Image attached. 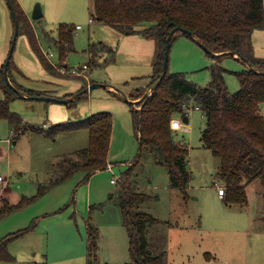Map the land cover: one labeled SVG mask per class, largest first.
Returning <instances> with one entry per match:
<instances>
[{
  "label": "rangeland",
  "instance_id": "1",
  "mask_svg": "<svg viewBox=\"0 0 264 264\" xmlns=\"http://www.w3.org/2000/svg\"><path fill=\"white\" fill-rule=\"evenodd\" d=\"M18 1L31 21L42 52H52L50 60L54 63L58 61V50L48 42L46 34L56 37L60 23L80 24V28H74L73 49L65 62L71 69H79L85 63L89 66L85 80L69 69L61 68V74L50 73L31 49L25 32L20 30L11 57L13 66L20 69L14 74L17 79L29 88L51 89L58 95L76 94L86 80L87 85H99L67 104L16 97L10 109L35 126H41L48 117L55 120L53 124L77 120L89 112H111L113 125L108 159L113 164L108 163L112 165L111 170L107 164L93 174L90 192L84 188L86 182L76 185L67 179L1 217L0 232L4 235L33 220L36 223L28 232L33 235L28 239L33 249L27 250L26 241L21 239L18 247L23 249V255L18 253L17 259L0 260V264H87V220L98 233L97 261L93 264H126L130 260L129 238L119 206L124 183L148 193L139 203V209L156 217L147 222L146 235L152 251H163L167 264H264V180L255 177L245 183L246 203L226 201L224 195H218L216 184L224 185L215 175L219 157L199 140L205 123L200 109L192 106L186 109V127L173 132L174 140L188 147L187 166L191 176L184 189L170 185L168 168L159 162L161 157L154 147H139L129 103L138 98H132L130 92L148 80L152 70L150 60L153 61L155 55L154 40L147 38L151 50L143 48L140 57L129 45L133 36H121L115 28L96 18L93 0ZM37 4L42 16L33 19L31 15ZM12 34L9 6L6 0H0V67L8 54ZM185 37H189L190 42H183L187 39L183 34L171 42L168 68L185 72L189 79L204 85L210 78L208 66L215 59L195 39ZM97 41L115 48L114 60L103 62L109 57L103 52L97 56L98 63L90 61L88 45ZM252 45L254 55L264 57V28L252 31ZM221 64L226 68L224 75L229 90H237L239 82L235 71L246 64L236 54L223 55ZM2 96L0 89V99ZM260 111L264 115V102ZM175 115L181 119L183 113ZM11 128L7 119H0V176L6 179L0 181V189L8 186L6 196L12 203L22 195L34 194L39 184L49 181L59 155L88 144L85 128L53 137L30 128L14 137ZM7 138L10 141H6ZM112 178L116 181H111ZM67 183L72 184L67 188Z\"/></svg>",
  "mask_w": 264,
  "mask_h": 264
},
{
  "label": "trees",
  "instance_id": "2",
  "mask_svg": "<svg viewBox=\"0 0 264 264\" xmlns=\"http://www.w3.org/2000/svg\"><path fill=\"white\" fill-rule=\"evenodd\" d=\"M6 1L10 2L15 11L19 32H25L31 49L43 66L50 73L61 74L60 69L67 67L66 56L73 49L76 25L60 23L56 37L46 34L48 42L58 50V61L54 63L42 52L31 21L19 1ZM93 9L97 19L119 33H138L154 40L152 71L146 84L136 88L134 97H141L148 87L158 82L138 102L129 101L139 147H154L161 157L159 162L168 168L170 185L184 189L191 176L187 166L188 147L184 142L174 140L175 129L170 126V120L177 112L187 115L185 110L191 106L199 108L205 117L199 140L202 146L219 157L215 175L224 184L225 200L246 203L245 183L255 177L264 180V115L260 111V105L264 102V57L254 55L252 45V31L264 28L263 0H93ZM175 26L191 30L193 39L205 44L212 52L239 53L237 58L250 64V67L246 64L244 68L235 71L239 88L230 91L225 81L226 68L221 64V57L234 56L230 52L212 54L207 51L215 60L208 66L210 78L204 85L189 79L185 72L169 70L168 62L160 77L166 37ZM182 34L187 35L181 31L175 32L170 44ZM88 50L93 63L98 61L97 56L103 52L109 55L103 62L115 58V48L103 41L91 42ZM3 65L0 67V89L3 91L0 119L5 118L12 124L14 137L27 128L47 137L85 128L88 131V144L59 155L54 162L51 178L47 183L39 184L34 194L22 195L14 203L2 198L0 218L32 202L76 173L84 172L83 181H86L94 171L106 168L111 162L108 150L113 125L111 112L104 110L79 120L61 121L46 127L26 123L17 112L10 109L11 101L19 97L18 92L28 95H45L47 92L17 82L12 73L17 67L10 60L8 76L17 89L13 88L4 77ZM83 78L85 80V76ZM86 86L85 82L76 94L71 93L69 96L85 95ZM123 186L119 206L129 238L130 260L126 264H167L163 251H152L146 235L147 222L154 221L156 217L139 209V203L146 199L148 193L130 183H124ZM35 223L36 220H33L29 225L0 239V260L14 259L8 250V243L33 230ZM86 231L87 264H93L97 261L98 233L89 221Z\"/></svg>",
  "mask_w": 264,
  "mask_h": 264
},
{
  "label": "crops",
  "instance_id": "3",
  "mask_svg": "<svg viewBox=\"0 0 264 264\" xmlns=\"http://www.w3.org/2000/svg\"><path fill=\"white\" fill-rule=\"evenodd\" d=\"M121 36H133L131 39H129V45H132V47H134L135 49H133L134 51H138L139 53H137L140 57H142V49L144 48V49H147L148 48V50H151V43H149V41H147V38L146 37H144V36H142V35H140V34H138V33H136V34H121V33H119ZM184 36V38H187V39H183V42H190L189 40H191V39H189V37H185L186 35H183ZM148 39H151V38H148ZM154 48H155V45H154ZM233 55H235V54H233ZM149 59H150V55H149ZM150 62H153V61H151L150 60ZM152 65V64H151ZM17 67V66H16ZM67 68H69V69H71L68 65H67V67L65 66V67H63V69H67ZM80 69V68H79ZM15 71V73H13V75L14 74H17L18 72H20V69L17 67V69L16 70H14ZM152 71V70H151ZM14 77H15V79H16V81L17 82H19L20 84H22L18 79H17V77L14 75ZM87 79V78H86ZM86 83L88 84V82H87V80H86ZM146 84V82L144 83V84H142V85H139V86H136L135 88H133V90L130 92V96L132 97V98H135L134 97V94L136 93V88L137 87H141V86H143V85H145ZM22 85H24V84H22ZM203 85V84H202ZM25 86V85H24ZM26 87H28V86H26ZM109 88H112V86H109ZM39 90H44V91H46L47 92V94H45V95H52V96H57V97H69L70 98V100H68V101H72L74 98H76V96H69L70 95V93L69 92H64L62 95H58L56 92H53L51 89H39ZM114 93H116V92H114ZM21 98H23V99H30V98H28V97H21ZM32 99H35V98H32ZM136 99V98H135ZM36 100H42V99H36ZM67 101V102H68ZM67 102H64V103H66L67 104ZM197 109H199V108H197ZM100 111H102V110H100ZM95 112H98V111H95ZM95 112H89V113H87L84 117H86V116H88V115H91V114H93V113H95ZM184 116H187V115H182V118H181V120L183 121V117ZM83 117V118H84ZM174 117H177L176 115L174 116ZM56 118H58V117H56ZM187 118H188V116H187ZM54 119H55V117H54ZM79 119H82V118H78L77 120H79ZM47 121H44V122H42V125L41 126H48V125H50V124H52V121H55V120H51V118H47L46 119ZM188 121V120H187ZM26 122V121H25ZM26 123H28V122H26ZM185 122L183 121V125H182V128H185L186 127V124H184ZM187 123V122H186ZM29 124V123H28ZM181 128V129H182ZM82 129V128H81ZM181 129H178V130H181ZM77 130V129H76ZM33 131H35V130H33ZM35 132H38V131H35ZM38 133H40V132H38ZM177 142H182V141H177ZM16 143V141L15 140H13L12 141V144L14 145ZM80 147V146H79ZM78 147V148H79ZM76 149H77V147H76ZM112 163V162H111ZM113 164V163H112ZM99 170V169H98ZM98 170H96V171H94L90 176H89V178L86 180V181H83V177H84V175H85V173L84 172H79V173H76L74 176H72L71 178H69V181L68 182H70L71 180H73V184L75 183L76 185H78V184H80V183H84V182H86L87 184L84 186V188L87 190V192L89 191L90 192V186L92 187V184H93V179H92V176H93V174L94 173H96ZM69 184H72V183H69ZM69 184L67 183V186H65V187H69ZM217 184H220V183H217ZM8 191H9V189H8V186L6 187H1V189H0V204H1V200H2V198H6V199H8V197L6 196V193H8ZM218 193V192H217ZM218 195L219 196H223L224 195V193L223 194H220V193H218ZM87 223H88V220L87 221H85V225H87ZM24 227V226H23ZM19 228H22V227H19ZM18 228V229H19ZM31 236H33L32 234L30 235L29 233L27 234V235H25L24 237H21L20 239H13L12 241H10L9 243H8V247H9V252L14 256V259H17L18 258V253H20V255H23V249L22 248H19L18 246H19V244L21 243V242H19V240H23V241H26V243H27V245H25V247H26V249L28 250V249H33V244L32 243H30V241H28V239H30V237ZM2 237H4V234L2 233V231L0 232V239L2 238ZM32 238V237H31ZM86 245H87V241H86ZM22 246H24L23 244H22ZM17 247V248H16ZM11 250V251H10ZM14 252V253H13ZM22 256H20V258H21ZM1 261H3V260H1Z\"/></svg>",
  "mask_w": 264,
  "mask_h": 264
},
{
  "label": "water",
  "instance_id": "4",
  "mask_svg": "<svg viewBox=\"0 0 264 264\" xmlns=\"http://www.w3.org/2000/svg\"><path fill=\"white\" fill-rule=\"evenodd\" d=\"M7 4L9 6V9H10V12H11V16H12V21H13V34H12V39H11V42H10V47H9V51H8V54L6 56V59L4 61V65H3V70H4V77L7 81V83L9 85H11L13 88L17 89L13 84L12 82L10 81V78L8 76V66H9V63H10V60H11V57H12V53H13V49H14V46H15V43H16V39H17V35H18V32H19V25H18V20H17V17H16V14H15V11L14 9L12 8V5L10 4L9 1H7ZM42 16V11L39 7V4H37L32 12V15L31 17L33 19H36V18H39ZM178 31H181L183 33H186L187 35H189L191 38H193V35H192V32L191 30L187 29V28H184V27H181V26H175L173 27L167 37H166V42H165V50H164V61H163V71L160 75V77L163 76L165 70H166V65H167V62H168V57H169V49H170V41H171V38L173 36V34L175 32H178ZM200 45L208 52H211L212 54H226L228 52L232 53V54H236L237 56H239L240 54L235 52V51H224V52H212L205 44H203L202 42H199ZM247 66L250 67V64L249 63H246ZM158 81H155L153 83L152 86H154L155 84H157ZM99 84L97 83H91L90 85H87L86 86V89L88 90L89 88H92L94 86H97ZM152 86L148 87L146 89V91L144 92V94L139 97L138 99H136L135 101H132L133 103H136L138 102L139 100H141L145 95L149 94L150 93V90L152 88ZM119 91V90H118ZM18 95L19 97H28V98H35V99H42V100H47V101H56V102H67L68 100H70V98H64V97H57V96H52V95H44V94H40V95H28V94H25V93H22V92H18ZM124 100L128 101V99L126 97H123ZM188 120L187 116H184L183 117V121L186 123Z\"/></svg>",
  "mask_w": 264,
  "mask_h": 264
},
{
  "label": "built area",
  "instance_id": "5",
  "mask_svg": "<svg viewBox=\"0 0 264 264\" xmlns=\"http://www.w3.org/2000/svg\"><path fill=\"white\" fill-rule=\"evenodd\" d=\"M76 28H80L81 25L80 24H77L75 26ZM45 56L50 59V56H52V52H44ZM52 61V60H50ZM88 66L87 64H83V66L80 68V69H75V68H72V69H69L70 73H74V74H78V75H83L86 77V74H85V70H87ZM197 108V107H196ZM182 125H183V121L180 119V118H177V117H173L171 120H170V126L175 129V130H178V129H181L182 128ZM6 141H10L9 138L6 139ZM0 149H1V146H0ZM108 169H112V165L111 164H108L107 166ZM5 177H2L0 176V181H5ZM111 181H116L115 178H112ZM216 188H217V191L218 193L220 194H223L224 193V186L222 184H216Z\"/></svg>",
  "mask_w": 264,
  "mask_h": 264
}]
</instances>
